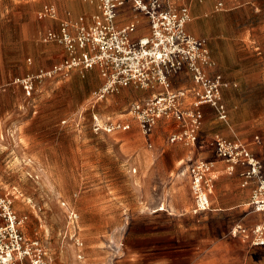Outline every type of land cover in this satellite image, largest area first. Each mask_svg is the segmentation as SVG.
<instances>
[{
    "label": "crops",
    "instance_id": "0c3cea01",
    "mask_svg": "<svg viewBox=\"0 0 264 264\" xmlns=\"http://www.w3.org/2000/svg\"><path fill=\"white\" fill-rule=\"evenodd\" d=\"M169 1L189 6L187 30L206 39L210 62L203 67L210 75L222 76V98L228 116L221 119L211 105H201L204 116L198 141L187 145L169 141L173 132L183 129L174 118L160 120L152 134L146 136L129 109L103 117L95 114L104 124H131L129 130L114 131L123 132L128 151L136 153L134 171L139 169L141 173L140 209L129 213L125 226L130 239L126 244L129 264H264V245H253L250 239L231 232L236 225L252 227L264 222V212L254 211L250 205L256 180L245 182L241 173L246 166L223 160L212 145L216 135L240 140L261 160L264 171V38L223 32V16L235 7L224 8L215 0ZM243 7L246 6L236 9ZM98 12V0H0V109L6 102L14 107L23 126L33 121L34 116L28 112L34 111L36 96L27 95L16 80L62 63L68 56L66 45L49 39L48 33L61 34L65 26L76 37L80 18L90 24ZM140 18L146 21L145 28L138 25L133 37L148 35V17L136 13L131 2L119 9L117 23L123 27ZM68 76L66 83L74 79L79 82L84 103L103 84L97 67L74 69ZM51 78L45 76L38 81L42 89L36 83L35 90L39 87L45 91L39 102L53 90ZM171 84L174 90L186 89L189 93L197 87L188 68L173 74ZM61 85L60 82L54 89ZM135 87L120 88L117 91L122 96L113 101L107 98L108 103L127 106L162 89H147L145 95L135 96ZM193 102L192 93L184 99L188 108ZM8 113L0 111L1 131L3 123L9 121L7 117L13 115ZM198 159L211 163L209 176L213 181L211 207L200 211L195 209L190 173L191 164Z\"/></svg>",
    "mask_w": 264,
    "mask_h": 264
},
{
    "label": "rangeland",
    "instance_id": "374dc122",
    "mask_svg": "<svg viewBox=\"0 0 264 264\" xmlns=\"http://www.w3.org/2000/svg\"><path fill=\"white\" fill-rule=\"evenodd\" d=\"M215 1L235 7L223 16V32L264 38V0ZM145 23L138 19L142 29ZM57 75L42 102L45 91L37 82L35 108L28 112L34 119L26 126L14 107L5 102L0 109L13 114L0 130V197L11 199L19 218H26L21 228L40 241L47 264H129L125 226L129 213L140 209L141 173L134 171L136 153L128 151L123 132H96L94 115L126 113L131 103H108L122 96L118 91L100 100L93 94L84 103L79 82Z\"/></svg>",
    "mask_w": 264,
    "mask_h": 264
},
{
    "label": "built area",
    "instance_id": "2783aa9c",
    "mask_svg": "<svg viewBox=\"0 0 264 264\" xmlns=\"http://www.w3.org/2000/svg\"><path fill=\"white\" fill-rule=\"evenodd\" d=\"M93 1V0H91ZM131 2L136 13L149 19L150 33L133 37L138 21L119 27V9ZM222 6L221 1L218 2ZM99 12L88 24L80 18L78 32L73 37L63 26L62 33H48L49 39L59 40L66 45L68 56L62 63L38 75L18 78L27 95L31 96L36 83L45 76L69 74L71 70H90L97 67L103 84L95 92L97 100L122 87L134 85L143 89H158L152 97L134 101L129 112L137 120L142 133L152 134L158 122L174 118L182 123L183 129L173 132L169 141L191 145L198 141L203 112L201 105L209 104L221 119L228 116L222 98L224 85L220 74H208L203 65L210 62L206 39L192 35L187 30L191 18L187 5L177 6L169 0H98ZM188 68L197 87L191 91L194 102L191 108L184 99L191 95L188 90H174L171 76ZM130 123L109 122L104 124L94 115V130L108 133L129 130ZM212 145L223 160L245 165L241 173L245 182L256 180L250 205L254 211L264 212V171L261 160L248 145L216 135ZM211 163L198 159L190 166L191 185L195 197L196 211L211 207L210 194L213 181L209 176ZM26 218H19L9 198L0 197V264H47L45 251L39 240L29 239L21 228ZM234 236L242 235L253 245H264V222L252 227L236 225Z\"/></svg>",
    "mask_w": 264,
    "mask_h": 264
},
{
    "label": "bare ground",
    "instance_id": "6f19581e",
    "mask_svg": "<svg viewBox=\"0 0 264 264\" xmlns=\"http://www.w3.org/2000/svg\"><path fill=\"white\" fill-rule=\"evenodd\" d=\"M13 137V136H12ZM162 206V205H161Z\"/></svg>",
    "mask_w": 264,
    "mask_h": 264
}]
</instances>
